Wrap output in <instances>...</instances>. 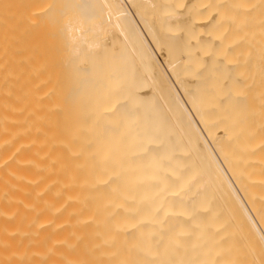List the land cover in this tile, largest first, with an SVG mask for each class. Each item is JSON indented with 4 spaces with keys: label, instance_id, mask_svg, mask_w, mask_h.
Segmentation results:
<instances>
[{
    "label": "bare ground",
    "instance_id": "6f19581e",
    "mask_svg": "<svg viewBox=\"0 0 264 264\" xmlns=\"http://www.w3.org/2000/svg\"><path fill=\"white\" fill-rule=\"evenodd\" d=\"M0 264H264V0H0Z\"/></svg>",
    "mask_w": 264,
    "mask_h": 264
}]
</instances>
